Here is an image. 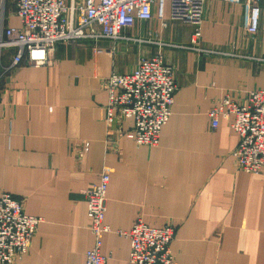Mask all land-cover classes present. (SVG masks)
Returning a JSON list of instances; mask_svg holds the SVG:
<instances>
[{
    "label": "crops",
    "instance_id": "obj_1",
    "mask_svg": "<svg viewBox=\"0 0 264 264\" xmlns=\"http://www.w3.org/2000/svg\"><path fill=\"white\" fill-rule=\"evenodd\" d=\"M81 4L83 0H66ZM256 32L247 31L242 2L205 0L197 46L192 26L136 19L120 38L58 42L48 63L12 66L13 48L0 55V195L22 200L40 218L25 254L8 264H83L94 242L84 191L110 170L102 237L105 264H129L128 231L140 217L174 226L175 264H264V171L235 167L238 137L231 118L211 127L208 111L224 96L243 103L264 89V0ZM15 0H0V27H17ZM161 50L174 70L171 115L155 146L124 136L121 119L106 138L105 78L128 74Z\"/></svg>",
    "mask_w": 264,
    "mask_h": 264
},
{
    "label": "built area",
    "instance_id": "obj_2",
    "mask_svg": "<svg viewBox=\"0 0 264 264\" xmlns=\"http://www.w3.org/2000/svg\"><path fill=\"white\" fill-rule=\"evenodd\" d=\"M169 4V18L187 21L192 26L190 48L214 52L197 46L203 19L205 0H83L81 4L66 0H15L17 27H0V55L13 48L12 66L21 62L41 66L49 61L58 42L101 36L116 40L124 27L136 19L152 17L156 4L161 24L164 2ZM242 2L247 11V31L259 28L261 0H225ZM104 85L108 93L106 104V138L121 119H130L124 136L136 145L155 146L162 126L171 115L176 82L173 68L165 63L160 49L151 57L142 58L128 74H109ZM211 127L219 118H231L229 126L238 141L231 155L235 167L250 174L264 171V89L248 91L243 103L224 96L208 111ZM110 170L100 172L97 182L84 191L86 216L94 242L84 253L83 264H105L100 248L109 227L103 223ZM40 218L23 212L22 200L9 193L0 195V264L11 263L25 254ZM129 239V264H175L170 249L174 226L167 223L150 226L140 217L128 231H119Z\"/></svg>",
    "mask_w": 264,
    "mask_h": 264
}]
</instances>
